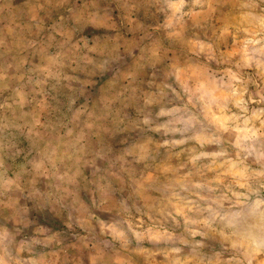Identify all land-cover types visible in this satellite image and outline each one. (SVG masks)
Here are the masks:
<instances>
[{"label": "clouds", "instance_id": "clouds-1", "mask_svg": "<svg viewBox=\"0 0 264 264\" xmlns=\"http://www.w3.org/2000/svg\"><path fill=\"white\" fill-rule=\"evenodd\" d=\"M0 264H264V0H0Z\"/></svg>", "mask_w": 264, "mask_h": 264}]
</instances>
